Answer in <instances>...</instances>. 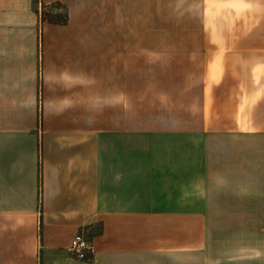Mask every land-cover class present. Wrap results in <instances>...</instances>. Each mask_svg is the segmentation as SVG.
Instances as JSON below:
<instances>
[{"label":"crops","instance_id":"obj_1","mask_svg":"<svg viewBox=\"0 0 264 264\" xmlns=\"http://www.w3.org/2000/svg\"><path fill=\"white\" fill-rule=\"evenodd\" d=\"M259 123L264 0H0V264H264Z\"/></svg>","mask_w":264,"mask_h":264},{"label":"rangeland","instance_id":"obj_2","mask_svg":"<svg viewBox=\"0 0 264 264\" xmlns=\"http://www.w3.org/2000/svg\"><path fill=\"white\" fill-rule=\"evenodd\" d=\"M56 14L62 15L63 11H57ZM186 59H131V65H132V82H138L139 80L144 81V84L146 86L145 90L142 91L145 92V97H143V100L141 101V104L139 105L138 102V90H132V126H137L138 124L140 125V122H134L138 120V113L141 112H149L151 110L152 114L154 113V110L156 108V95L160 93L161 90L155 89L156 86L153 85L155 81H161L160 77L162 78V81H169L170 79V73L168 70H163V73L161 74H155V66H163V69L165 67H169L171 65H178L180 67L178 79L179 81L182 80V82H186ZM151 67V68H146L147 72L146 74H141L142 79H139V74L137 67ZM151 71V72H150ZM150 72V73H149ZM143 84V85H144ZM165 91L162 90V93ZM161 93V94H162ZM161 97V95L158 97V99ZM160 102V100H159ZM144 103V104H143ZM260 125L264 123H259ZM236 144L239 145H244V146H254L257 145L259 147V157H260V162L263 159V154L264 152V137H259L257 139H248V140H242ZM235 144V145H236Z\"/></svg>","mask_w":264,"mask_h":264},{"label":"built area","instance_id":"obj_3","mask_svg":"<svg viewBox=\"0 0 264 264\" xmlns=\"http://www.w3.org/2000/svg\"><path fill=\"white\" fill-rule=\"evenodd\" d=\"M69 252L79 261H89L95 256L96 250L87 237L78 234L71 240Z\"/></svg>","mask_w":264,"mask_h":264},{"label":"trees","instance_id":"obj_4","mask_svg":"<svg viewBox=\"0 0 264 264\" xmlns=\"http://www.w3.org/2000/svg\"><path fill=\"white\" fill-rule=\"evenodd\" d=\"M53 8V9H52ZM54 8L56 9H62L61 5L57 4V5H54L52 7H43L42 8V21L44 22H49V23H52V24H58V25H63V24H66V21H67V16H66V13L64 10L63 11V14L62 15H59V14H53V10Z\"/></svg>","mask_w":264,"mask_h":264}]
</instances>
